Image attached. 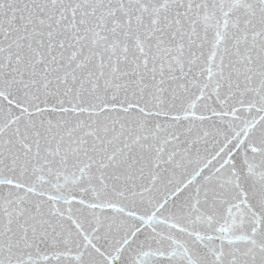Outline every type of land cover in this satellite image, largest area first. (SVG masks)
<instances>
[{
  "label": "snow or ice",
  "instance_id": "6c2138e0",
  "mask_svg": "<svg viewBox=\"0 0 264 264\" xmlns=\"http://www.w3.org/2000/svg\"><path fill=\"white\" fill-rule=\"evenodd\" d=\"M0 264H264V0H0Z\"/></svg>",
  "mask_w": 264,
  "mask_h": 264
}]
</instances>
